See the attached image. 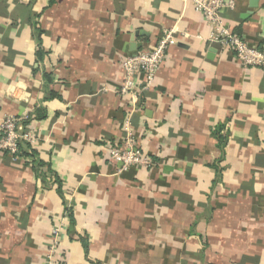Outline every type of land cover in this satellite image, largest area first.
<instances>
[{
  "label": "crops",
  "instance_id": "0c3cea01",
  "mask_svg": "<svg viewBox=\"0 0 264 264\" xmlns=\"http://www.w3.org/2000/svg\"><path fill=\"white\" fill-rule=\"evenodd\" d=\"M222 19L264 46V0ZM167 49L122 95V61ZM191 0H0V120L35 137L0 152V264H264V70L205 38ZM129 119L153 165L117 173Z\"/></svg>",
  "mask_w": 264,
  "mask_h": 264
},
{
  "label": "built area",
  "instance_id": "2783aa9c",
  "mask_svg": "<svg viewBox=\"0 0 264 264\" xmlns=\"http://www.w3.org/2000/svg\"><path fill=\"white\" fill-rule=\"evenodd\" d=\"M194 8L201 13L208 26L206 40L221 47L230 48L237 59L245 67H260L264 70V46L249 45L242 37L233 33L222 19L224 9L234 7L233 0H191ZM181 34L174 28L162 31L161 36L151 48L128 54L122 61L124 71L123 83L120 87L122 95H130L136 99L148 90L155 74L166 59L167 49L176 44ZM27 116L6 115L0 120V152L18 155L22 143H31L35 137L25 129L22 121ZM124 137L120 145H109L106 149L109 159L118 164L117 173L133 166H150L153 161L137 147V140L132 131L129 119L123 122ZM59 226L52 229L51 242L45 255V264H58Z\"/></svg>",
  "mask_w": 264,
  "mask_h": 264
}]
</instances>
